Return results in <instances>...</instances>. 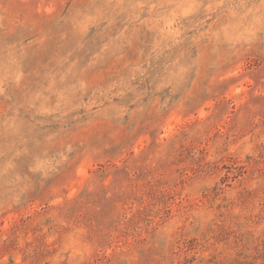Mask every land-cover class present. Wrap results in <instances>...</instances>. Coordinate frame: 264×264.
<instances>
[{"label":"clouds","instance_id":"obj_1","mask_svg":"<svg viewBox=\"0 0 264 264\" xmlns=\"http://www.w3.org/2000/svg\"><path fill=\"white\" fill-rule=\"evenodd\" d=\"M33 12L37 36L0 50V97L23 92L30 110L29 124L15 114L4 122L10 148L22 150L36 127L59 125L34 142L28 170L48 184L24 214L70 204L69 189L96 178L110 185L123 178L127 187L117 194L135 204L119 240L103 249L66 248L69 264H91L95 256L115 264L121 253L135 257L149 235L179 238L194 222L203 225L195 236L202 238L198 261L229 255L232 233L264 235V159L254 151L264 135L257 139L259 128L234 119L253 85L246 66L264 44V0H81L72 11L68 0H37ZM53 32L61 40L74 36L77 47L55 55L30 84L28 51ZM221 100L230 103L218 114ZM100 130L113 139L120 134L117 151L99 146ZM185 136L191 144L181 154ZM190 149L198 153L191 165ZM133 166L124 178L120 170ZM5 184L15 196L30 187L18 175ZM12 255L15 264H28L23 240L7 264Z\"/></svg>","mask_w":264,"mask_h":264},{"label":"rangeland","instance_id":"obj_2","mask_svg":"<svg viewBox=\"0 0 264 264\" xmlns=\"http://www.w3.org/2000/svg\"><path fill=\"white\" fill-rule=\"evenodd\" d=\"M36 3L37 0H0V50L12 44L27 42L37 36L38 29L34 26L33 12ZM68 3L69 11H72L80 5L81 0H68ZM77 43L74 36L70 35L61 40L53 32L45 45L29 49L25 64L32 74L30 84L39 81L43 69L55 55L65 49H75ZM252 56L255 59L247 64L246 72L253 85L249 87L247 99L234 119H238L246 127L251 126L253 130L259 128L256 133V138L259 139L264 135V92L259 94L260 89H264V44L255 47ZM222 90L223 85H220L214 91ZM24 97L25 94L20 91L13 92L10 99L0 97V224L6 222L8 225L7 229L0 230V248L4 252L0 255V264H7L5 257L14 253L22 240L25 243L24 258L29 261L28 264H69L67 256L63 253L66 248L71 249L79 244L85 248L93 246L103 249L119 240L128 230L125 218L129 216V211L135 204L130 203L123 194H117L127 187L126 180L121 178L119 184L110 185L109 179L96 178L86 187L78 184L70 188L67 192L68 197H73L70 204L56 210L44 207L40 212L24 214L28 202L39 196L43 190L42 186L48 184L39 173L28 170L37 150L34 142L43 134L59 130V125L55 122L36 127L29 133L31 139L22 150L10 148V141L2 132L4 122L14 114L25 124L31 122L30 110L25 105ZM229 103L230 101L226 100L219 101L216 105L218 114L224 112ZM257 117L259 123H254ZM112 131L115 132V129ZM95 139L106 154L110 155L118 150L119 133H116V139H113L111 135L100 130L95 134ZM190 144L191 140L185 136L181 143V154L184 153L185 146ZM254 151L259 153L260 159H264V143L256 144ZM197 157L198 153L190 149L186 163L194 164ZM246 159L251 160L252 157ZM9 163L12 166L6 173L3 172L2 169ZM135 170L133 166L127 171L121 169L120 173L126 178ZM80 172L83 176V168ZM103 174L102 169L99 176ZM17 175L21 179L27 177L30 187L15 196L14 193L5 192L4 188L5 181ZM222 179L227 180L228 177ZM166 195V191L161 194L162 197ZM202 226H195L194 222L179 238L169 239L162 237L158 232L151 234L142 240L136 249L135 257L121 253L113 257L115 264H264V235L255 236L247 230L232 233L227 237L230 253L222 260L217 261L213 256L207 262L202 258L198 261L194 253L202 247V238L196 239L195 236L199 234ZM18 258L15 255L9 256L8 264H15ZM91 264H112V261L105 262L103 257L95 256Z\"/></svg>","mask_w":264,"mask_h":264}]
</instances>
